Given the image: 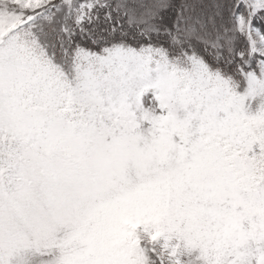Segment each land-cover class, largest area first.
<instances>
[{"label": "snow or ice", "instance_id": "1", "mask_svg": "<svg viewBox=\"0 0 264 264\" xmlns=\"http://www.w3.org/2000/svg\"><path fill=\"white\" fill-rule=\"evenodd\" d=\"M0 264H264V0H0Z\"/></svg>", "mask_w": 264, "mask_h": 264}]
</instances>
